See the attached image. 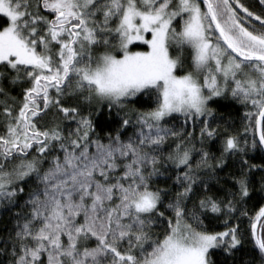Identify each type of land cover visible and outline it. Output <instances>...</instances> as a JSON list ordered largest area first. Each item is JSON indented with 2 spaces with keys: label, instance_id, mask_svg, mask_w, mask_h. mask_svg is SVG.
Instances as JSON below:
<instances>
[{
  "label": "snow or ice",
  "instance_id": "snow-or-ice-1",
  "mask_svg": "<svg viewBox=\"0 0 264 264\" xmlns=\"http://www.w3.org/2000/svg\"><path fill=\"white\" fill-rule=\"evenodd\" d=\"M0 264H264V0H0Z\"/></svg>",
  "mask_w": 264,
  "mask_h": 264
}]
</instances>
